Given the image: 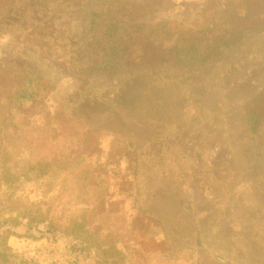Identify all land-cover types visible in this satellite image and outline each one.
Returning <instances> with one entry per match:
<instances>
[{"label": "rangeland", "instance_id": "obj_1", "mask_svg": "<svg viewBox=\"0 0 264 264\" xmlns=\"http://www.w3.org/2000/svg\"><path fill=\"white\" fill-rule=\"evenodd\" d=\"M106 1L18 0L0 18V65L41 74L37 101L10 144L11 172L22 177L0 182V200L46 202L42 210L66 226L84 223L108 247L116 244L107 238L109 214L124 213L140 236L125 264H162L160 254L170 264H264V122L257 135L248 123L250 107L264 111V0L157 1L158 17L171 22L169 39L245 22L262 33L203 66L129 65L113 76L91 72L85 54L90 17ZM56 108L86 124L74 156H86L106 178L109 195L100 201L63 188L64 169L44 178L28 172L44 137L57 138L44 130ZM114 135L134 150L119 166V149H109ZM36 236L11 238L12 254L28 264H96L95 250L74 253L81 242L69 230Z\"/></svg>", "mask_w": 264, "mask_h": 264}, {"label": "trees", "instance_id": "obj_2", "mask_svg": "<svg viewBox=\"0 0 264 264\" xmlns=\"http://www.w3.org/2000/svg\"><path fill=\"white\" fill-rule=\"evenodd\" d=\"M157 1L159 0H107L91 15L85 42V54L92 63L91 72L113 76L129 65L157 66L174 63L186 67L203 66L211 59L222 56L224 52L262 33L259 24L245 22L227 31H216L209 28V25L196 31L179 30L169 39L167 35L171 22L158 17L162 10ZM17 3L18 0H0V18ZM40 79L39 72L0 65V182L16 185L22 177L21 174L14 178L11 172L13 157L10 144L21 132V119L25 118L23 111L37 101ZM248 114L250 133L257 135L264 122V111L250 107ZM44 130L56 131L57 138L55 140L50 133L44 137L41 156L28 172L35 171L44 178L54 168L64 169L67 175L62 180L63 188L68 185L80 187L84 200L91 195L97 201L107 197L110 186L107 185L106 178L97 172L95 164L88 162V158L82 154L78 158L74 156L78 145L85 141L86 124L73 119L63 109L56 108ZM110 144L111 151L119 149L121 153L115 160L118 166L124 155L134 153L131 142L123 136L114 135ZM256 167L255 165L253 168L256 170ZM42 205L47 204L43 202L26 206L13 199L12 195L0 200V264H28L12 254L9 242L13 237L37 241L38 233L44 236L49 233L64 234L69 230L81 242L73 246L74 253L79 256L95 250L98 258L96 264H125L130 241L140 239L124 213L109 214L111 225L107 238L114 239L112 242L116 244L108 247L95 240V234L84 223L71 222L66 226L57 217L51 216L50 208L42 210ZM43 225L46 232L39 228ZM22 227L25 228L24 234L19 233ZM80 234L85 235V238H81ZM156 234L149 233L145 237L147 239ZM120 236L126 243L123 248L117 246ZM160 255L161 261H164L162 264H170L164 254ZM194 263L201 264V261L197 259Z\"/></svg>", "mask_w": 264, "mask_h": 264}]
</instances>
